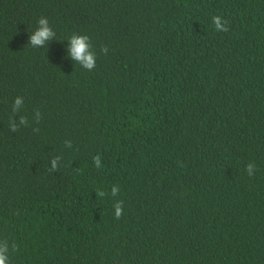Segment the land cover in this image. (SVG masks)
Segmentation results:
<instances>
[{
	"label": "trees",
	"instance_id": "trees-1",
	"mask_svg": "<svg viewBox=\"0 0 264 264\" xmlns=\"http://www.w3.org/2000/svg\"><path fill=\"white\" fill-rule=\"evenodd\" d=\"M3 240L10 264H264V0H0Z\"/></svg>",
	"mask_w": 264,
	"mask_h": 264
},
{
	"label": "clouds",
	"instance_id": "clouds-1",
	"mask_svg": "<svg viewBox=\"0 0 264 264\" xmlns=\"http://www.w3.org/2000/svg\"><path fill=\"white\" fill-rule=\"evenodd\" d=\"M213 24L217 31L227 32L228 26L227 21H223L222 17L220 16H213L212 17ZM39 27L37 30L31 35L30 37V45L32 47H43L49 40L55 37V32L49 26V22L47 18L41 17L38 21ZM69 46H70V55L73 59H75L83 68L87 70H92L96 65V54L92 51V46L90 43V39L87 35H77L73 34L69 39ZM102 52L105 54L107 53L108 49L106 47L101 49ZM22 101L19 97L15 99L13 104V112H15L16 108L21 105ZM21 125L26 124V120L24 117L20 118ZM11 131L15 132L18 130L15 124H10ZM34 131H38V129H34ZM67 147H71V142H65ZM61 157L57 156L51 160V169L50 171L58 170L59 162ZM94 164L97 168L101 167L100 157L99 155L93 158ZM246 171L249 176H252L255 172V165L249 163L246 167ZM120 192L118 186H113L111 195L116 196ZM106 193L103 191H98V196H104ZM115 208V217L119 219L123 212V201H117L114 204ZM15 248V245H13ZM9 244L7 240L0 241V264H10L9 262Z\"/></svg>",
	"mask_w": 264,
	"mask_h": 264
}]
</instances>
